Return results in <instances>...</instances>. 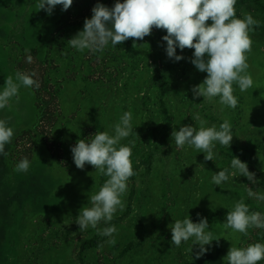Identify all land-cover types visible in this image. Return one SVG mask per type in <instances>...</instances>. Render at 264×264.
<instances>
[{"label": "rangeland", "instance_id": "374dc122", "mask_svg": "<svg viewBox=\"0 0 264 264\" xmlns=\"http://www.w3.org/2000/svg\"><path fill=\"white\" fill-rule=\"evenodd\" d=\"M16 1L0 0V92L8 76L16 82L17 72L34 73L39 87L21 86L0 109V120L14 132L5 145L8 155H0V264H228L232 245L264 244V228L251 226L247 235L225 228L228 212L241 199L249 214L264 216V201L247 191L264 194V0L235 4L237 18L250 13L260 21L249 32L253 43L246 54L253 85L241 92L233 83L235 109L219 97L194 99L192 88L207 73L191 63L194 49L177 47L180 61L167 56L166 30L154 27L135 48L132 38L115 46L109 42L103 52L70 46L97 3L111 9L117 0H73L70 10L77 15L65 11L60 22L40 18L34 32L27 25L29 9H17ZM125 112L132 114L133 131L117 147L132 148L135 175L121 197L124 208L110 222L81 231L80 211L92 207L90 197L109 177L87 163L77 168L71 148L97 132L114 136ZM197 113L204 127L231 125L230 146L214 141L213 161L194 147L178 148L171 136L185 125L199 129L192 119ZM25 157L28 171H15ZM234 157L255 173L257 183L231 168ZM225 168L236 175L215 185L213 175ZM185 218L193 223L206 218V231L212 232L214 240L198 259L194 237L179 247L171 242V225ZM111 226L116 228L111 237L98 234ZM93 238L100 246L83 250Z\"/></svg>", "mask_w": 264, "mask_h": 264}, {"label": "clouds", "instance_id": "9594fccd", "mask_svg": "<svg viewBox=\"0 0 264 264\" xmlns=\"http://www.w3.org/2000/svg\"><path fill=\"white\" fill-rule=\"evenodd\" d=\"M236 2L237 0H123L121 3L117 0L111 9L97 3L92 9V17L85 19L83 30L68 42L79 51L87 49L95 53L103 52L109 42L115 46L130 38L133 39L135 48L136 41L150 35L154 27L166 30L167 35L162 39L167 42V56L180 61L184 57L176 54L177 47L181 51L185 48L194 49L191 63L200 72L207 73L203 83L193 86L194 99L199 96L208 100L219 97L222 105L235 109L238 101L233 95V83L238 84L241 92L253 85L252 76L247 72L249 65L246 54L252 50L253 43L249 32L260 26V21L255 20L250 13L245 14L243 19L237 18ZM72 3L73 0H38L36 8L51 15L57 5H62V10L66 11ZM33 75L34 73L29 75L17 72L16 82L12 76L6 78L4 89L0 92V109L5 108L9 100L18 95L21 86L39 87L32 78ZM131 119V112H125L114 127V136L107 132H97L90 142L80 139L71 148L77 168L83 170L87 163L109 177L98 193L90 197L92 207H85L80 211L76 223L81 231L89 226L96 229L102 220L110 222L117 208H124L121 197L127 191L129 178L135 173L131 161L132 148L117 145L132 133ZM192 119L199 121V129L185 125L179 131L173 130L171 136L175 144L178 148H184L185 145L194 147L205 154L206 161H213V142L230 146L233 139L231 125L224 121L217 130L215 125L204 127L206 122L200 118L199 113ZM13 135V129L6 126L4 120H0V155H8L5 145L11 142ZM29 166L30 161L25 157L17 164L15 171L27 172ZM231 168L238 170L252 184L258 182L255 173L250 172L247 164L238 157L232 159ZM230 175L235 176L236 172L229 173V169L225 168L213 175L212 181L220 186ZM247 191L249 197L264 201V194L254 192L251 187ZM251 226L264 228V216L260 212L249 214L248 206L241 199L235 204L234 210L228 212L225 228L247 235ZM208 227L206 218H202L199 223H193L190 218L175 220L170 227L171 242L179 247L182 241L186 242L194 237V245H199L196 253L198 259L208 250L204 246L210 245L214 240L212 232L206 231ZM115 232L116 228L111 226L99 230L98 234L111 237ZM109 242L115 243L114 240ZM225 258L228 264H257L264 260V244L255 243L246 248L232 245Z\"/></svg>", "mask_w": 264, "mask_h": 264}, {"label": "trees", "instance_id": "16d2710c", "mask_svg": "<svg viewBox=\"0 0 264 264\" xmlns=\"http://www.w3.org/2000/svg\"><path fill=\"white\" fill-rule=\"evenodd\" d=\"M37 3H38V0H17L15 2L16 6H17V9L25 10L26 7L29 9L30 14H29L28 18L30 19V21L27 22V25L32 26V29H33L32 32L35 31L34 28H33V25L36 24L38 26V20L40 18H45V20H50L51 18H53V19L57 20L58 22H60L63 19L64 15L67 14L65 12V10H62L63 9L62 5H57L54 8L53 13H52L55 16H52V14L49 15L43 9L38 10L36 8V4ZM73 6H74V2L70 6V8L67 9L66 11H68L70 13V11L72 10L71 8ZM71 13H73V12L71 11ZM73 14L77 15V13H73ZM30 34L33 35L32 33H30ZM99 246H100V241L98 240V238H93L91 240L85 241L83 246H82V249L84 250V249L98 248Z\"/></svg>", "mask_w": 264, "mask_h": 264}]
</instances>
